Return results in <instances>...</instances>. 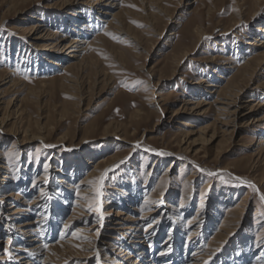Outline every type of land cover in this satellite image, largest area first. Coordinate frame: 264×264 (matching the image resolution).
I'll list each match as a JSON object with an SVG mask.
<instances>
[{
  "label": "rangeland",
  "instance_id": "rangeland-1",
  "mask_svg": "<svg viewBox=\"0 0 264 264\" xmlns=\"http://www.w3.org/2000/svg\"><path fill=\"white\" fill-rule=\"evenodd\" d=\"M12 1L15 0H0V71H13V79L23 86L0 85L2 112H19L9 125H0V214L7 216L13 212L10 207L16 199L9 197L12 192L21 195L27 204L41 200L39 211L22 216L19 222L41 219L37 234L42 236L40 239L47 248L58 242L65 243L71 237L79 239L78 235H73L77 234L78 226L91 227L94 220L110 208V202L127 204L129 210L148 202L146 212L157 206L158 197H164L166 206L159 207L156 218L150 222L153 224L159 217L165 219L166 228L155 252L159 253L169 239L170 227L176 224L183 249L179 255L184 258L185 254L188 260L196 248L210 250L228 208H236L248 194L242 222L235 225L236 231L230 234L225 248L219 245L211 248L215 262L212 259L208 264L222 261L225 264H264V201L260 199L264 188L255 185L264 178V157L259 159L261 164L258 165L254 163L259 160H252L264 136V122L247 127L254 117L263 116L264 110L248 118L249 121L244 122L248 125L237 129L231 125L226 136L220 133L213 143L194 147L202 149V152L190 153L194 165L177 160L176 155L159 156L165 151L178 152L175 142L183 139L188 123L196 122L201 126L215 121L217 113L212 109L206 119H202L205 116L194 119L193 114L183 110L184 99L193 95L199 99L204 90H208L205 92L211 103L216 100V95L209 94L211 90L205 87L206 83L197 86V81L201 78L219 80L225 88L231 79L237 78L238 85L242 86L240 76L248 57L253 55L248 53L252 47L247 44L255 39L257 29L264 26V0H123L114 12L119 15L122 34L114 28L106 31L107 24L96 19H103L104 15L93 10V0H82L78 6L80 11L75 13L92 15L95 23L86 41L97 39L99 46L87 50L84 62L87 69L77 84L64 82V68L46 63L50 55L30 48L24 31L35 22L33 17H39L45 26L67 34L62 27L66 16L62 13L67 14L65 0H22L17 6L22 12L19 14H15L14 8L10 9ZM199 28L204 35L202 40L196 33ZM185 51L190 53L177 67ZM68 62L61 64L65 67ZM262 75L264 67L250 79V87L244 88L242 102L255 93H259L255 100H264V89L256 88L264 82ZM155 98L160 103L151 105ZM10 100L19 107L8 108ZM143 116L145 120H141ZM97 160L107 161L103 169L107 170V175L101 186L93 185L94 203L83 210L88 215L87 220L65 227L66 219L78 208L75 200L84 192L78 185L93 171L94 166L89 163ZM254 167L259 169L252 174ZM227 168L231 172L223 171ZM210 172L217 175H208ZM46 174L52 185L49 194L40 192L41 188L30 189L38 177ZM244 178L255 185V189L245 183ZM189 194L190 202L185 204L182 198ZM196 214L200 218L198 222L204 217L206 221L208 216L214 221L190 225ZM2 223L6 228L5 222L0 220V226ZM3 226L0 264H23L25 260L41 264L29 252L30 243L22 235L11 236L17 224H12L15 230L11 235ZM193 228L203 242H191L193 246L185 253ZM80 232L86 234L87 231ZM106 239L107 236L101 238L99 246L105 247ZM19 247L20 253H11L9 259L7 253ZM111 248L109 256L108 252L103 253V262L92 259L87 264H118L123 256L116 259L117 252L113 253ZM113 255L115 258H111ZM4 256L7 259H1Z\"/></svg>",
  "mask_w": 264,
  "mask_h": 264
},
{
  "label": "bare ground",
  "instance_id": "bare-ground-1",
  "mask_svg": "<svg viewBox=\"0 0 264 264\" xmlns=\"http://www.w3.org/2000/svg\"><path fill=\"white\" fill-rule=\"evenodd\" d=\"M81 1L82 0L64 1L65 12L67 14L62 13V15L64 16L66 15L65 18L62 19L63 20L62 27L66 29L65 31L68 32L67 34L65 35L60 34L58 31L56 32V30H52V28L45 26V22L39 17H33L32 20L35 22H31L24 30L25 33L28 35L29 47L34 50L42 51L45 55H50L47 57L46 63L48 62V64H50L52 67H63L64 70L66 71L64 82L70 84L72 83L77 84L80 81V78L83 75V73L86 71L87 66L85 65L86 63L85 59L87 58L86 56L87 50L90 47L99 46L97 45L98 44L97 39L96 41L93 42L86 41L88 35L90 34L89 32L92 31L91 28L93 27L95 21L93 20L91 14L84 16L83 13H75L80 11L78 6L80 5ZM93 2H94L93 10L99 11V13H101L100 15H104V17H102L103 19H99L98 17L96 19L99 22L107 24L105 30L109 32L111 28H114L115 30H117L118 33L122 34L123 30L120 27L121 22L119 20V15L114 14V12L115 10L119 9L123 0H93ZM20 3H22V0H15L14 2L13 1L10 2V9L14 8V10L16 11L15 14H19L21 12L20 10L19 11L17 10V6ZM257 31L259 33L255 35V39L247 44L248 46L252 47V49L251 48L248 49V53H253V55L252 58L251 56L248 57L249 58L247 61L248 64L245 65L242 75L240 76V78L243 79L242 86H239L240 84L237 83L238 81V80L236 81L237 78L235 80L234 78L231 79L230 80L231 82L225 88L221 86L219 80L212 82V81H207L206 78H201L199 81H197L196 82L197 86L205 85L206 83L205 87L211 90L209 94L216 95V100L211 103L210 102L211 100L209 99L210 96L209 98H207L206 95V92L208 90H204L203 94L200 93L201 97L199 99H195L196 98V97L194 98L195 95L184 99L183 110L193 114L192 117L193 118L195 117L194 119H197L202 116H205L204 118L202 117V119H206L208 113L212 109L217 113L216 119L212 124H208V125L198 126L196 125V122L188 123L187 125L185 124L186 127H188V130L185 131L183 135V139H181V141L177 140V142H175L176 147L179 148L178 152L176 154H172L171 151L161 152V153L169 154V155L159 154L161 158L169 157L170 154L176 155L177 160L183 161L185 162V164L188 165L189 164L194 165L196 163L190 159L189 156L190 153L191 152L198 153L202 150V149L195 150L194 147L213 143L214 141L218 140V134L220 133L223 134V136H226V134L229 133L228 130L229 127L231 128V125H233V127L237 129L238 127H243L248 124L249 125L247 127L251 125L256 127V125H259L260 123L264 122V115L261 117H256V118L254 117L252 121L248 120V118L253 117L257 111L264 110V100L258 101V99L256 100L254 99L255 97L259 96L258 95L259 93L258 94L252 93L253 95L249 97L246 96L248 97V99L243 102L241 100L242 99L241 97H243L242 93L244 92V88L250 87L248 83L250 79L257 73L259 68L262 69V67H264V26L258 28ZM196 33L199 35V38L202 40L204 35H202L203 33L200 28L197 29ZM57 35L60 36V38L58 37V40L56 37ZM189 53H190L189 51H185L182 53V56L178 60L177 67L181 64L182 61L187 59ZM66 60H69V62L64 67L62 66L61 62H64ZM248 72H250V74ZM13 73H14L13 71L6 72L4 70H1L0 85L4 84L5 86L10 84L12 88L23 86L21 85V82L19 81L17 82L13 79V75H12ZM74 73L78 75L73 76L75 75ZM176 73L177 70L174 72V74ZM247 73L248 75H246ZM256 88L264 89V82L259 83V85ZM159 103L160 102L157 101V98H155L153 99L151 105H155ZM2 104L4 105V102ZM8 104H9L8 108L11 106H13V108L19 107L17 104H14V100H10ZM158 109H160V107ZM2 111L3 110L0 107V125L5 127L9 125V122H12L14 115L19 114L17 110L8 113L6 112L3 113ZM161 112H164L163 109L161 110ZM138 117L140 116L136 115V118ZM141 120H145V117L143 116ZM247 120L249 121V123L248 124L244 123L245 121L247 122ZM218 124H220L221 126L218 127L217 126ZM25 135H27V132ZM13 136H15V134H13ZM186 145L187 147H184ZM203 153L206 155L208 154L206 152ZM263 157H264V136L260 138L258 148L256 149V152L253 153L252 160H254L255 162L256 159L259 160L262 159ZM106 162L107 161H103V160H97L94 163L88 162L89 164H93L94 166L93 171L89 172L88 174H86L85 177L81 179V183L78 186L82 187L84 192H82L81 196H78L79 198L75 200L74 203L76 206H78V208L77 209L74 208L73 211H75L76 213H72L66 219L65 222L66 224L64 225L65 227H68V224L72 222L87 220L86 218L88 215H86L83 210H85V208L89 204L94 203V199L92 198V195L94 194L92 190L94 183L91 182L100 181L101 177L105 176V173L107 175V170H103L106 168L107 165ZM259 163L260 160L256 161L254 164L258 165ZM262 163H264V158L262 159ZM254 169L252 174L256 173L259 167H254ZM223 171H225V173H229L231 172V169L227 168ZM49 179L50 176L48 174L38 177L36 179L35 184L30 189L33 190V188L34 189L41 188L40 192H48L49 194V189L52 187L51 181ZM245 179L246 178H244V181H246ZM101 185L102 184H100V186ZM255 185H257L258 188L260 189L264 188V178ZM190 195L191 194L184 196L182 198L185 201V204L187 202H190V200L188 199ZM9 197L16 199L13 202V205H11L10 207V211L12 210L13 212L8 214L7 216L3 215L2 213L0 214V220L5 222L6 228H4L3 223L1 224V226H3L4 228L3 230L6 233L11 235L12 234L11 231L15 230V228L14 229L12 228V224L13 223L17 224L16 230L14 231L15 234L11 236L22 235V237L30 243L29 252L33 253L34 254L33 258L34 257L38 258V260L41 261V264H87L92 259H96L97 262H103L102 261L103 253L108 252L107 256H109V247L113 248L112 250L113 253L114 251L117 252L116 259L117 256L118 258L123 256V260L120 261L118 264H208L211 263L210 261L212 259L213 260L215 259V256L213 255L211 248H213L216 245H219V248H225L227 246V243H229L230 234L236 231L235 225L240 224V222H242V217L246 211L247 204L249 201V195L245 194L243 196L244 197L243 200L236 208L233 209L228 208V213L226 215V218L221 223L217 235L213 238V240L211 239L212 242L210 244L211 245L210 250L206 251L204 250V248H198L197 250L196 248L193 250V252L195 251V253L190 255L188 260H186L185 254H184V258L183 255L182 257L181 255H179V253H181L183 249L181 250L182 239L181 236L179 235L178 232L179 228L176 226V224L170 227L171 232L169 234V239L166 242H164V244L162 245L163 247L159 250V253L156 254L155 252L156 249L159 247L157 245H158V241L163 235V230L166 228L164 227L165 219L159 217L153 222V224H150V222L154 218H156L157 213L159 211V207L166 206L164 204L166 202L164 197L163 198L158 197V199L156 200L157 206L153 207L152 209L150 208V210L146 212L144 209L147 208L145 204H147L148 202L144 203L141 206L131 208L130 210L129 208H127V204L122 203L121 205L117 203L113 204L110 202L111 203V204L109 203L110 208H108L103 212L102 221L100 218H98L94 220L91 227L88 228H85L82 225L80 226L78 224L79 225L77 228L78 231L76 232L79 239L76 240L75 237L74 238L71 237L69 240H66L65 243L58 242L59 244L58 243L57 245L52 244L47 248H44L43 241L40 239V237L42 236L40 237L38 236L39 234L38 231L40 230L39 228L42 222L41 219L40 220L36 219L31 222L25 220L19 222L20 221L19 219L22 216L31 213L34 210L39 211L40 209L39 205L41 203V200L40 201L32 200L30 204H27L28 202L26 203L25 199L21 197V195H18L16 192L10 193ZM101 197L102 194L98 196L100 200ZM21 201L22 203H19ZM203 205L204 204L202 202L200 207L202 208ZM114 207L116 209H114ZM137 213L140 214L136 215ZM197 215L198 214H196V217L192 218L190 225L197 226L204 224L205 222L209 223L214 221L211 216H208L206 221H205L206 217H204L202 220L198 222L200 218L198 219ZM260 217L261 216H259L257 220H259ZM108 220H112V221L110 222ZM1 226H0V232H1ZM196 228H193L192 232L189 234L188 242L184 250L185 253H187L189 247L193 246L191 242L194 243L196 242V240L203 242L202 237L198 238L199 234ZM80 231H87V232L86 234H83ZM97 233H99V235H97ZM106 236L108 239H106V242H104L105 247L99 246V241L101 240V238L103 237L106 238ZM10 240L11 238L8 239V242ZM20 247L19 249H13L11 252H8L7 254L20 251L21 250ZM169 249H171V251H169ZM26 250L28 251V249ZM210 254H212L213 256H210ZM13 255L14 254H12V256ZM29 256L31 257L32 255ZM111 258H115V255H113ZM1 259L4 260L7 259V257L4 256ZM21 259L22 258H19V260ZM106 260L109 259L106 258ZM25 261L26 262L23 264H32L31 262H27V260ZM213 262H215V260ZM222 262L221 264L224 263ZM98 264H103V263H98Z\"/></svg>",
  "mask_w": 264,
  "mask_h": 264
},
{
  "label": "snow or ice",
  "instance_id": "snow-or-ice-1",
  "mask_svg": "<svg viewBox=\"0 0 264 264\" xmlns=\"http://www.w3.org/2000/svg\"><path fill=\"white\" fill-rule=\"evenodd\" d=\"M107 35H111L110 33H106ZM113 39H115V37H113ZM137 83H142L141 81H137ZM126 86V85H125ZM45 147H52V145H46ZM152 151H155V150H152ZM160 155H169L168 153H159ZM9 156H11V153H9ZM47 167V166H46ZM105 175H106V173H105ZM208 175H217V173H212V172H210V173H208ZM237 179H239V178H237ZM102 182H103V177H101V179H100V181H93V182H91V183H100V184H102ZM245 183H249V182H247V181H245ZM249 186L250 187H253L254 189H255V185H252V184H250L249 183ZM257 191H258V189H256ZM45 195H46V193H45ZM99 195H101V193L99 192V190L97 191V196H99ZM260 199H261V201H264V194H262L261 196H260ZM97 211H99V209L97 208L96 209ZM100 219H101V221L103 220V214L101 213L100 214ZM73 235L74 236H76L77 234L76 233H73ZM97 235H99V233H97ZM169 251H171V249H169ZM12 257H11V254H9V259H11Z\"/></svg>",
  "mask_w": 264,
  "mask_h": 264
}]
</instances>
